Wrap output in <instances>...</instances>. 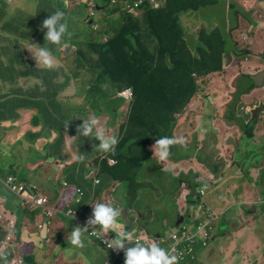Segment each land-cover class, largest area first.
Returning a JSON list of instances; mask_svg holds the SVG:
<instances>
[{
	"label": "crops",
	"instance_id": "crops-1",
	"mask_svg": "<svg viewBox=\"0 0 264 264\" xmlns=\"http://www.w3.org/2000/svg\"><path fill=\"white\" fill-rule=\"evenodd\" d=\"M159 1L166 5L167 1ZM43 2L44 0H40V4ZM234 2L237 3L241 11L248 13V17L244 21L246 29L243 34L246 35L248 48L253 46L255 53H258L257 56H249L251 60L249 74L257 75L258 72L264 71V12H261L264 10V0H235ZM51 7L53 4L50 3L47 8L51 9ZM101 8L103 7H96V9ZM20 11L24 13H20ZM39 11L40 5L37 6L36 12L28 13L18 9L13 1L0 0V81L5 82L7 86H19L17 89H10L4 84H0V87L3 86L5 89L0 90V242L8 236L12 238L10 247L4 252L7 254L9 263L11 260L22 258L24 264H125V257L114 256L97 240L89 237L88 233L77 224L75 218L67 216L65 213L67 209L75 210L77 217L85 220L90 206L98 201L102 203L101 198L108 194V188H105L107 185H110L109 188H113L115 195L123 187L119 183L115 184L116 182L111 179H103L100 175V169L90 164L95 157L82 154L78 140L67 131L58 128L55 129V132L46 131L50 119L54 118L52 123L60 119V116L56 117L60 111H64V115L68 114L73 117L70 107L63 109L62 105L63 101H70L71 94L75 90H50L46 92L45 90H38L36 81L31 85L30 81L34 77L33 71L32 75L28 77L23 75L22 71L25 72L30 69H27L26 65L36 67L37 62L36 60L32 61L29 55H25V52L28 46H35L43 41L45 36L42 31L32 26L27 31L18 29L11 30V32L6 31L8 28L5 27L6 21L15 20V14L18 23L25 24L28 16L32 19H27L30 22L33 19H38ZM28 35L27 38H30L32 43L24 39ZM232 48L235 47L232 46ZM231 54L233 55V52ZM233 56L235 57V55ZM54 57L57 56L54 55ZM255 67L257 70H254ZM56 68L58 67L56 66ZM42 69L43 66H39L38 71ZM14 72H19L20 76L18 78L17 75L12 77ZM21 77L25 80L23 84H20ZM39 77L44 78V76ZM251 81L254 82L252 79ZM251 87L242 96L239 93L234 97L232 101L233 113L230 115L231 125L225 124L220 136L223 139H233L239 144L235 153L236 156L233 157L234 162L230 166L232 168L234 166L240 168L239 155L244 156L243 160L248 165V158L262 151L261 147L255 149L253 145L259 146L264 143V138L259 137V134L264 135V127L259 126L260 123H264V115L259 121H254L253 118L255 106L261 105V99L264 98V89L262 87L250 89ZM223 88L226 87L223 86ZM224 91L229 90H220L218 95L215 91L208 94L210 98L215 97V100L218 98L222 101L223 108L220 110L230 106L228 103L230 98L223 93ZM262 96L263 98L260 99ZM199 97L204 98V96ZM202 99L198 98L200 103L203 102L201 106L205 101ZM257 101L260 102L254 105L253 102ZM45 105L49 111L47 115L43 112ZM232 116L235 118L233 119ZM35 122L39 123L36 124ZM49 126L52 127L50 123ZM249 126H254V130ZM61 152L64 153L61 154ZM80 157L83 159L81 160ZM204 165L205 162L198 165L194 164V171L198 173L196 179L199 184L205 181L212 183L210 176L213 177V183L217 185L225 180L226 172L219 176L220 171L215 164L211 165L213 173H201ZM169 166L175 172H179L180 169L187 174L191 170L183 164V161L170 162ZM260 167L259 164L256 170H250L253 175L256 174V179L260 177ZM59 175H62L63 181L68 183L67 186L63 185L64 190L56 180ZM201 175L207 179L202 180ZM10 176H14L18 182L26 185L32 196L48 197L56 208L54 216L48 217L45 214V208H36L30 204L24 205L22 198L6 185ZM97 180H100L99 184ZM185 186L190 188L187 191L192 190L191 186L193 185L190 182L185 183ZM74 187L81 188L85 192L83 202H74ZM121 194L123 196V191ZM175 201L178 207L173 215L165 216L157 221V227L150 225L154 215H144L147 213V209L139 210V212L138 208L126 205V201L113 207L121 209L118 222L123 229L134 232V236L141 239L140 243L147 246L156 243L155 240L165 236L169 229L176 228L182 218L186 221V213H183L185 210L183 202L180 204L178 200ZM225 202L230 204L228 200ZM161 205L158 204L157 206ZM150 210L152 211V209ZM225 214L230 218L228 212ZM2 215L5 216L2 217ZM188 217L190 220L191 215ZM139 218L145 222H140ZM14 219L16 225L14 229H11L8 227L9 221ZM216 222H218V228H215L216 231L210 248L204 251L197 248L198 259L196 264H264V251L262 250L264 238L260 243L261 248L250 246L248 249V241L243 239L237 242L234 251L231 250L229 254H226L224 247L218 245L222 215L219 219L217 218ZM77 226L82 230L84 248L75 247L70 242L71 232ZM162 229L164 230L161 231ZM108 233L111 234L110 231ZM156 244L161 245V242ZM133 246H135V242H132L129 247ZM243 247L249 250L248 253H244L246 250H243ZM161 248L167 250L168 246L164 245Z\"/></svg>",
	"mask_w": 264,
	"mask_h": 264
},
{
	"label": "rangeland",
	"instance_id": "rangeland-1",
	"mask_svg": "<svg viewBox=\"0 0 264 264\" xmlns=\"http://www.w3.org/2000/svg\"><path fill=\"white\" fill-rule=\"evenodd\" d=\"M10 1H13L18 9H22L28 13L36 12L37 6L39 5L46 8L50 5V3L53 4L55 11L60 10L65 13V18L71 28V35L67 37L65 36L64 39L62 38V41L65 42L64 45L61 44L59 47L55 45L54 47H58L56 49V66L59 70H63V73L58 77V82L63 83L65 75H67L70 78L71 83L66 90H75L72 92L70 99V109L71 114H73V121L76 124L77 122H82V120L84 122V120L95 116L99 119L101 125H103L106 129V134L116 136L118 139L121 124L126 121V115L130 102L133 98L128 96L126 92L128 90L124 91L128 100L121 106L117 118H113L110 113L111 109L116 106V104L114 105L108 101V103H98L99 98L97 96L95 97L96 93L93 90H97L98 87L102 90H114V86L107 79H105V81L96 82V76L99 69H92L89 67V56L91 54H89V48L86 45L87 42H85V40L89 36L92 40L99 42H104L107 39L106 35L100 33L101 26L103 27L108 24V21L105 18L106 15L111 10L118 7L121 0H108L106 1L107 3L105 0H89V5H87L86 2L88 0H44L43 4H40V0ZM73 1L77 3L73 5ZM215 1V4L206 6V8L201 9L198 13L191 12L183 14L182 23L186 14L195 16L193 24L188 30L189 33H192L193 35L203 27H206L207 29H211V27L214 29L216 27H220L222 29V33H224L227 37L229 46L235 47V57L233 56L234 59L230 62V64H226V66L229 67L226 73L219 74L218 72L211 76L199 78L197 85L200 88L199 90H202V94L199 95L204 96V104L201 106L203 102L200 103L198 99H194V102L191 103L188 108L191 112V116H189L190 114L186 115V119L183 118L184 121H182V125L175 129L178 132L174 137L183 138L186 144H177V150L175 149L177 152L175 154H170L168 161L163 162V165L154 154V147H152L153 156L156 161H150L151 163H148L147 167L143 171V177L151 180H153L155 176L160 177L157 187L152 194L145 193L141 197L139 196L138 200L133 199L132 201H129L126 199V203L130 206L133 205L138 208V211L147 209L148 211L147 213H144V215H154L151 219L150 225L157 227V221L161 220L165 216L173 215L174 211L178 207L175 200H178L180 204L183 202V206L185 208L183 213H186L185 223H191L194 221L199 222L208 219L213 224V230L210 234L211 239L206 247L199 246L200 251L208 250L210 248L215 235V228H218V222L213 221L210 216L215 215L219 219L220 215H222V225L219 230L218 245L224 247L225 253L229 254L231 250L234 251L236 249L237 242L243 239L248 241V249L250 246H258L260 248L262 246L260 243L264 238V143L259 146L253 145L255 149H259V147H261L262 151L257 152L255 156L249 157L248 165L245 160H243L244 156L239 155L240 161L238 162L241 164L240 168L237 166L232 168L230 166L231 163L234 162L233 157L239 144L233 139H223L220 136L223 126L225 124L231 125L230 115L233 113L232 101L234 97L239 93H241L240 96H242L251 86L252 87L250 89L261 87L264 89V82L262 85L260 84V86H258L256 82L251 81L252 76H258L262 72H258L257 75L249 74V67H251L249 64L251 62L249 56L251 55L246 54L248 43L245 39L246 35L243 34L246 29L244 21L247 19L248 13L246 11H241L237 3L234 2L235 0ZM103 3L106 4V7L96 9L95 6L97 4ZM261 12H264V10ZM132 14L135 17H140L143 14V9L137 10ZM16 17L17 15L15 14V18ZM26 18L31 19L29 16ZM85 21H87L89 25H86ZM40 22L42 32L45 36L48 29L42 27V20ZM89 26L91 28L90 30L88 28ZM187 26L189 27L190 25ZM78 36L81 40H73V37L75 38ZM24 39L32 43L30 38L25 37ZM73 42H80L81 45H74ZM48 45L49 42H46L44 38L43 41L39 42L35 46H28L25 55H29L31 60L35 61V59H33V52L37 51L41 47H47ZM241 51L242 53H240ZM255 54L256 56L258 55L257 52ZM38 67L39 65L33 68L26 65V68H30L34 73V77L30 81L31 85H33L36 81ZM43 69H45V67H43ZM254 70H257V68L255 67ZM42 76L44 75L42 74ZM39 82L41 84V90H45L46 92L50 91L48 90L49 85L46 79H40ZM23 83H25V80L21 77L20 84ZM0 84H4L5 87H9L10 89L19 88V86H7L5 82L1 81ZM223 86L226 88H223ZM226 89L229 91H224L223 93L230 98L228 99L230 106L220 110L223 108L222 101L218 98L215 100V97L210 98L208 94L215 91L218 95L220 90ZM0 90L5 89L2 86L0 87ZM120 95L121 94L118 93L113 95L111 98L114 99ZM87 98H89L90 102H92L91 104L88 103ZM261 98H263V96L260 97V99ZM101 99L104 100L103 97H101ZM112 99H110V101ZM199 99H202V97H199ZM259 102L260 101L255 103L253 102V104L256 105ZM94 103H98L97 105H100L97 110L101 111L107 108V111H101L100 114H97L98 111L92 107ZM63 106L64 109L65 107H68L69 101H63ZM259 106H261L264 111V98L261 99V105ZM81 108L85 109L82 112L76 110ZM43 112L45 115L48 114L49 111L47 110V105H45ZM232 117L233 119L235 118L234 116ZM251 119L249 120L251 121ZM35 123L38 124L39 122ZM259 126L264 127V123H260ZM250 128L254 130L255 127L251 126ZM46 131L55 132V129L49 126V122L46 126ZM259 137L264 138V135L259 134ZM87 138L90 140L89 142L91 143L94 157L99 158L102 156V152L94 150V145L98 146L100 144L99 139L94 137ZM81 145L85 146L84 142H82ZM248 145L252 146L250 144ZM63 153L64 152H61V154ZM175 161H183V164L191 170L187 174L184 173V171H180V169L179 172H175L174 170L166 172L164 169L166 167H170V162ZM203 162H205V165L201 173H213L211 165L215 164L217 165L218 171H220L219 176L226 172L225 180L217 185L213 183V177L210 176L212 183L205 181L204 183L199 184L196 179L198 173L194 171V164L198 165ZM259 164L261 165L259 168L260 177L256 179V174L253 175L250 170H256ZM174 166L175 165L173 164V167ZM200 177L202 180L207 179L203 175ZM56 180L59 182L60 187L64 190L62 182L63 176L59 175ZM188 182L196 187V189H192L190 193L187 191L190 188H186L185 186V183L188 184ZM109 187L110 185L105 187L108 188V194L103 196L100 201L108 204L112 202V206L125 203V199L121 194L123 189L115 195L112 190L113 188ZM76 190L77 187H74V196ZM202 191L204 192L203 194ZM162 195L163 199H161ZM226 200H228L230 204H227L225 202ZM159 201H161V206H157ZM260 202L262 203L258 206ZM150 209L153 210V214L149 213V211H151ZM225 212L229 213L230 218L227 217ZM188 214L191 215L190 220H188ZM139 221L142 223L145 222L140 218ZM163 230L164 229L161 231ZM110 233L115 235L114 237L116 238V234L114 232L110 231ZM175 233H179L178 227L169 229L165 236L159 238V240L162 241L155 240V242H161V245H159L160 247H163L164 245H166V247L171 246ZM132 242H135V239ZM139 242H141V239ZM243 250H246V247H243ZM262 250L264 251V247ZM248 251L249 250H246L244 253H248ZM169 253L171 254V250ZM121 257L123 258V256ZM192 263L196 264L195 262ZM178 264L184 263L178 262Z\"/></svg>",
	"mask_w": 264,
	"mask_h": 264
},
{
	"label": "trees",
	"instance_id": "trees-1",
	"mask_svg": "<svg viewBox=\"0 0 264 264\" xmlns=\"http://www.w3.org/2000/svg\"><path fill=\"white\" fill-rule=\"evenodd\" d=\"M135 1L138 0H121L120 5L106 15L108 24L101 26L100 32L107 36L104 42L92 40L90 36L85 40L89 54H91L89 67L99 69L96 82L107 79L114 86V90H102L99 87L93 90L96 93L95 97L99 98L98 103L116 104L110 113L113 118H117L121 106L128 100L124 91L133 90L134 92L126 121L120 127L115 154L103 152V156L95 157L90 162L100 169L103 179H111L116 182L115 184L119 183L123 187L125 201L126 199L138 200L139 196L145 193L152 194L155 191L160 177L155 176L153 180L143 177V171L148 163L156 161L152 147L162 137L173 138L177 135L178 131L175 129L180 127L184 121L183 118L186 119V115L191 113L188 108L201 94L197 81L199 78L211 76L214 73H226L227 55L232 51L220 27L215 29L203 27L193 35L188 30L195 16L186 14L182 23L183 14L198 13L206 6L215 4V0H165L166 5L158 1L157 6L150 3V0H145L143 14L140 17L133 16L124 6V2L133 3ZM73 2V5L77 3ZM86 2L89 5L90 1ZM99 7H106V4H97V8ZM55 12L53 7L50 9L40 6L38 19H33L32 22L26 19V25L22 22L18 23L17 17L14 21L9 19L5 22V27L8 28L6 31L11 32V30L18 29L27 31L31 25L42 31L40 21H44ZM20 13L24 12L20 11ZM85 24L89 25L87 21ZM70 29L69 26L68 32L71 35ZM21 32L24 33V31ZM73 40L81 39L78 36L73 37ZM64 43L62 41V45ZM73 44L81 45L80 42H73ZM54 46V44H49L47 48L57 56L56 49L59 46ZM237 52L239 53L238 50ZM246 54L255 56L254 47L247 48ZM38 70L39 67L36 75L38 90H41L40 79L48 81V90H66L70 86L71 80L67 75L63 83L58 82V77L63 70L58 68ZM22 73L28 77L32 75V70L28 69ZM42 74L45 78L39 77ZM15 75L17 78L20 76L19 72H14L12 77ZM118 93L121 94L119 97L111 98ZM87 101L92 103L89 98ZM98 103L92 106L95 110L100 106L97 105ZM62 107L64 109L63 105ZM69 107L70 101L67 108ZM84 109L76 110L82 112ZM97 111L96 113L100 114L101 111H107V108ZM58 116L60 119L55 123H52L54 118L49 120L52 127L67 131L75 137L82 154L93 155L90 140L77 132L83 120L75 124L73 117L68 114L64 115V111H60L56 117ZM82 142L85 146L81 145ZM176 147L177 145L171 147V154L177 152ZM110 159H115L118 163L112 166L109 163ZM191 188L196 189L194 185ZM131 207L134 206L131 205ZM149 213L153 214V210Z\"/></svg>",
	"mask_w": 264,
	"mask_h": 264
},
{
	"label": "clouds",
	"instance_id": "clouds-1",
	"mask_svg": "<svg viewBox=\"0 0 264 264\" xmlns=\"http://www.w3.org/2000/svg\"><path fill=\"white\" fill-rule=\"evenodd\" d=\"M42 27L48 29L45 35V41L57 46L62 44V38L66 34L70 35L68 32V23L65 18V13L60 10H57L54 14L46 18L43 21ZM231 50L233 55H235V48L231 47ZM231 52L228 53V55L231 54ZM33 53L37 65L43 66L47 69H53L56 67L57 60L47 47H41ZM233 55L231 61L234 59ZM226 60V64H230L228 58ZM255 107L258 108L260 106L257 105ZM263 115L264 111L262 110L259 120ZM77 132L84 137H94L99 139L100 144L98 146L94 145V150L104 153H112L113 155L115 154L116 145L118 144L117 137L107 135L106 129L103 125H101L99 119L95 116L84 120L83 124L78 127ZM177 144L185 145L186 142L183 138L175 137H162L156 141V144L154 145V154L162 162V165L163 162L168 161L171 154V147ZM80 159L82 160L83 157H80ZM164 170L166 172L173 171L171 167H166ZM120 216V208L113 207L108 203H97L94 206L92 217L88 218L86 222L87 226L84 227V231H87L89 227L95 231L96 227L99 226L104 233H108L109 231L114 232L116 234V238L111 240L105 239L104 243L107 244L109 248L124 250L125 264H178L179 257L177 255L170 254L166 249L161 248L156 243H151L145 246L134 236V232L125 231L122 225L118 222V218ZM134 239L136 240L135 246L126 248V242L130 243ZM70 242L75 247H85V243L82 238V230L79 226L73 228L70 236ZM0 264H9L7 254L3 252H0Z\"/></svg>",
	"mask_w": 264,
	"mask_h": 264
},
{
	"label": "built area",
	"instance_id": "built-area-1",
	"mask_svg": "<svg viewBox=\"0 0 264 264\" xmlns=\"http://www.w3.org/2000/svg\"><path fill=\"white\" fill-rule=\"evenodd\" d=\"M145 0H138L133 3L125 2V8L129 12H136L137 10L143 9V4ZM159 0H150V3L155 4L157 6ZM160 2V1H159ZM128 96L131 98L134 97V92L132 90L126 91ZM118 163L117 160L112 159L110 160V165L114 166ZM94 173V172H92ZM97 183H100V180H97ZM6 185L16 194H18L22 200L23 204H30L33 207L36 208H45L46 209V215L48 217L54 216V213L56 211V208L54 204L52 205L50 199L46 196H32L29 193V190L26 185L20 183L17 181V179L14 176H10L6 182ZM63 185L67 186L68 183L63 181ZM204 192L202 191V194ZM85 192L81 188H77L75 192V203H81L84 200ZM100 203L95 202L93 205L90 206L87 218L85 220H81L77 217V211L72 209L65 210V213L67 216L75 218V221H77V224L83 228L87 226V220L88 218L92 217L94 206ZM5 215H2V217ZM1 217V218H2ZM210 218L213 219V221H216V216L211 215ZM10 224L8 227L11 229L15 228L16 220H10ZM179 233H175L172 240V245L169 247L168 252L171 250V254L177 255L179 257V263H187L188 261H196L197 260V253L199 246L206 247L211 239V231L213 230V224L211 221L204 220L199 222H189V223H181L178 227ZM88 236L91 238H94L97 240L103 247L108 249L114 256H123L125 257L124 250L115 249V248H109L107 244L104 243L105 239L111 240L115 239L111 234L104 233L102 229L97 226L95 231L91 227L88 228L87 231ZM139 239V238H138ZM140 241V239H139ZM136 242V240H135ZM10 243H12L11 236H8L5 240L0 242V252H5L7 248L10 247ZM131 244L126 242V248L129 247ZM11 249V248H10ZM9 264H24V260L22 258L11 260Z\"/></svg>",
	"mask_w": 264,
	"mask_h": 264
},
{
	"label": "water",
	"instance_id": "water-1",
	"mask_svg": "<svg viewBox=\"0 0 264 264\" xmlns=\"http://www.w3.org/2000/svg\"><path fill=\"white\" fill-rule=\"evenodd\" d=\"M96 7H97V6H96ZM227 58H228V61H229V63H230L231 58H232V55L229 54V55L227 56ZM252 79L254 80V82L257 83L258 86H260V84L262 85L263 82H264V71H262V73L259 74L258 76H252ZM262 110H263V108H262L261 106L258 107V108H255V109H254V111H253V118H254V121H258V120H259L260 113H261ZM183 222H184V220H183V218H182V219L179 221V223L177 224V227H179V225H180L181 223H183Z\"/></svg>",
	"mask_w": 264,
	"mask_h": 264
},
{
	"label": "flooded vegetation",
	"instance_id": "flooded-vegetation-1",
	"mask_svg": "<svg viewBox=\"0 0 264 264\" xmlns=\"http://www.w3.org/2000/svg\"><path fill=\"white\" fill-rule=\"evenodd\" d=\"M189 193H190V191H189Z\"/></svg>",
	"mask_w": 264,
	"mask_h": 264
}]
</instances>
